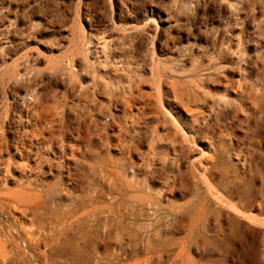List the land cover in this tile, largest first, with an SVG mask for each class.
I'll use <instances>...</instances> for the list:
<instances>
[{
    "label": "rangeland",
    "instance_id": "1",
    "mask_svg": "<svg viewBox=\"0 0 264 264\" xmlns=\"http://www.w3.org/2000/svg\"><path fill=\"white\" fill-rule=\"evenodd\" d=\"M58 215L123 264H264V0H0V240Z\"/></svg>",
    "mask_w": 264,
    "mask_h": 264
},
{
    "label": "bare ground",
    "instance_id": "2",
    "mask_svg": "<svg viewBox=\"0 0 264 264\" xmlns=\"http://www.w3.org/2000/svg\"><path fill=\"white\" fill-rule=\"evenodd\" d=\"M16 192L28 197V199L21 198L22 200H26L24 201L26 203L28 200H32L37 206L47 205V202L42 199V195L37 191L18 189ZM66 219L67 217L64 215H58L52 219V223L49 226L40 223L38 229L40 234L38 236H36L35 231H29L27 233L28 250L22 249L16 243L14 237L8 240L9 248L6 247L5 242L0 240V264H123L116 256L117 252L115 250L118 248L120 251H123L126 248L122 236L116 242H104L103 247L100 248L101 242L97 232L87 231L82 234L77 230L76 232H72L73 224ZM2 227L0 226V239L4 234ZM121 227H125V225L121 224ZM41 243L48 248L44 261H41L39 256L35 254L36 249H39ZM114 256L116 261L111 263V258ZM128 264H142V260L139 258L135 262Z\"/></svg>",
    "mask_w": 264,
    "mask_h": 264
}]
</instances>
